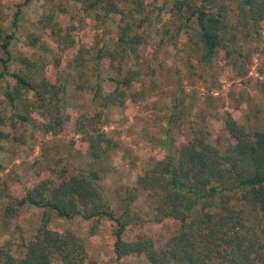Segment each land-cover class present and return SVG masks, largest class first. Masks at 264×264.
Segmentation results:
<instances>
[{
	"label": "trees",
	"instance_id": "1",
	"mask_svg": "<svg viewBox=\"0 0 264 264\" xmlns=\"http://www.w3.org/2000/svg\"><path fill=\"white\" fill-rule=\"evenodd\" d=\"M156 2L83 0L86 9L101 7L113 18L116 30L110 40L99 38L103 16L98 12V23L88 31L77 23L63 24L52 10L43 13L36 27L53 42L52 60L41 52V34L31 35L34 51L14 54V33L0 24V83L4 82L0 126L9 127L0 129V150L11 139L24 141V134H13V129L41 113L46 120L37 127L43 134H80L91 158L87 168L78 169L68 161L61 169H52L57 180L40 174L25 180L15 169L0 178V199L6 201L4 219L23 216L28 206L42 211L35 232L20 234L22 256L3 245L0 228V264H54L56 258L62 264H101L90 254L84 236L53 225L56 217L78 216L91 222L92 235L99 233L105 221H114L106 247L114 252L116 264L126 260L264 264V130L241 124L228 111L225 124L231 141L221 150L211 140L208 123L188 116L187 95L177 94L169 131L187 123L191 138L182 141L176 153L150 165L134 162L135 182L119 197L116 209L99 184L102 173L113 171L112 157L120 147L119 138L105 129L110 125L108 110L145 98L142 87L148 76L155 75L150 66L138 70L130 61L147 43L159 8ZM25 3L16 2L18 12ZM170 14L178 26L177 48L187 55L192 68L213 59L224 66L245 68L256 52L251 45L264 37V0H173ZM16 18L14 24L19 21ZM66 55L72 56L76 71L72 80L62 69ZM87 94L92 95L95 108L70 114L69 99H83ZM42 151L48 154L44 147ZM142 191H148L154 201L151 217L133 206ZM173 219L179 227L161 247L148 233L125 238L128 227Z\"/></svg>",
	"mask_w": 264,
	"mask_h": 264
},
{
	"label": "rangeland",
	"instance_id": "2",
	"mask_svg": "<svg viewBox=\"0 0 264 264\" xmlns=\"http://www.w3.org/2000/svg\"><path fill=\"white\" fill-rule=\"evenodd\" d=\"M156 1L159 8L156 19L149 28L147 43L130 61L132 68L144 70L150 66L155 70V75L148 76L142 87L145 98L137 102L128 101L124 108L113 107L107 112L110 125L105 129L119 138L120 147L112 157L113 171L102 173L99 184L115 209L119 197L135 182L137 174L132 169L134 162L140 160L145 165H150L166 154L176 153L180 143L191 138L192 133L187 123L179 129L169 131L168 118L177 94L187 95L185 104L188 116L208 123L211 140L221 150H225L231 141L225 124L226 111L241 124L251 129L264 130V37L251 45L256 52L247 60L245 68L240 65L224 66L217 59L192 68L188 65L187 55L176 45L178 26L173 23L170 14L173 0ZM16 2L25 3V0H0L3 4L0 7V24L6 31L14 33L11 45L14 54L34 51L35 48L30 44L31 35L41 34L40 43L44 45L41 52L50 60L53 59V42L36 27L37 18L50 10L59 16L63 24L77 23L84 31L94 30L93 24L98 23L95 14L100 13L103 16L100 18L103 20L100 39L110 40V34L116 30L113 18L106 15L101 7L97 11L86 9L83 0H32L25 3L20 12ZM16 15L19 21L14 24ZM2 54L0 48V57ZM62 69L68 79L75 77L71 55L64 57ZM3 87L4 82L0 83V98ZM95 106L91 94L75 101L70 98L68 102V110L72 115L84 108L94 109ZM33 118L29 124L19 122L18 129L12 131L13 134L23 133L24 141L16 142L11 139L4 142V149L0 150V178L15 169L25 180L36 174L57 180V174L52 169H61L68 161L78 169L89 166L91 158L88 147L81 142L80 134H43L37 125L46 120V117L36 113ZM0 129L8 130L9 127L0 126ZM71 140H74L73 145ZM42 147L48 153L46 156ZM5 204L6 201L0 199L2 243L16 255L22 256L25 250L21 247L20 234L35 232L42 211L28 206L23 216L4 219ZM133 206L145 217H151L154 211V201L148 191H142ZM90 224V221L80 216L72 220L56 217L53 223L55 227L72 228L84 236L90 254L101 264H116L114 252L106 247V239L112 231L114 221H105L95 235L90 233ZM178 227L179 222L174 219L163 224L148 222L128 227L125 238L133 240L140 233H148L154 237L156 246L161 247ZM54 264L62 262L56 258ZM121 264L144 263L140 260H126Z\"/></svg>",
	"mask_w": 264,
	"mask_h": 264
}]
</instances>
